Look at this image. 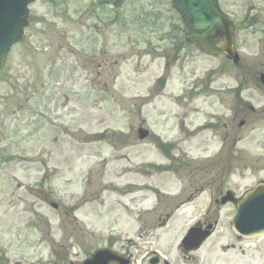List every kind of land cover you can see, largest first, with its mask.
I'll return each instance as SVG.
<instances>
[{
	"label": "rangeland",
	"instance_id": "374dc122",
	"mask_svg": "<svg viewBox=\"0 0 264 264\" xmlns=\"http://www.w3.org/2000/svg\"><path fill=\"white\" fill-rule=\"evenodd\" d=\"M170 2L30 6L0 73V264H82L147 231L144 246L175 264H264V239L238 241L230 207L208 213L213 198L264 180L259 72L187 44ZM219 2L255 66L264 0ZM235 73L255 113L231 90ZM204 220L216 230L187 258L180 240Z\"/></svg>",
	"mask_w": 264,
	"mask_h": 264
},
{
	"label": "water",
	"instance_id": "95a60500",
	"mask_svg": "<svg viewBox=\"0 0 264 264\" xmlns=\"http://www.w3.org/2000/svg\"><path fill=\"white\" fill-rule=\"evenodd\" d=\"M34 0H0V68L11 46L23 36L29 12L27 6ZM51 5H59L64 0H48ZM97 5L112 8L124 0H92ZM172 8L180 13L184 24V38L208 54H230L233 25L220 10L218 0H173ZM145 131L139 132L141 140ZM231 194L223 199L226 203ZM242 213L234 223L236 231L243 237L264 236V188H256L240 204ZM209 232L191 231L182 242L186 251L194 250L208 238ZM116 260L107 253H98L86 264H107L104 259Z\"/></svg>",
	"mask_w": 264,
	"mask_h": 264
},
{
	"label": "flooded vegetation",
	"instance_id": "af4514ba",
	"mask_svg": "<svg viewBox=\"0 0 264 264\" xmlns=\"http://www.w3.org/2000/svg\"><path fill=\"white\" fill-rule=\"evenodd\" d=\"M240 66H241V68H242V71H244V69L246 68V65H245V64H241ZM258 68H259L260 70H262V72H263V74H264V60L261 61V63L259 64ZM241 74H243V73H239V74H237V79H239L240 77H242ZM242 78H243V77H242ZM241 103H242V104H245L246 107H247V109H250L251 112H253V113L255 112V110L249 105L248 102L241 101ZM244 122H245V121H244ZM214 203H215L218 207H222L218 199H215V200H214ZM230 205H231V204H229V206H230ZM227 206H228V205H226V207H227ZM216 222H217V221L214 222V225L216 224ZM200 224H201L200 226H205V228H206L207 226L211 225V224L209 223L208 220H205V221H203V222L200 223ZM214 229H215V226H214ZM214 229H213V230H214ZM185 254H186V253H185ZM190 254H191V253H187V258H188V256H190ZM146 261H147V264H166V263H164L162 260L156 259V258H154V257L149 258V259H147ZM195 262H196V261H195Z\"/></svg>",
	"mask_w": 264,
	"mask_h": 264
},
{
	"label": "bare ground",
	"instance_id": "6f19581e",
	"mask_svg": "<svg viewBox=\"0 0 264 264\" xmlns=\"http://www.w3.org/2000/svg\"><path fill=\"white\" fill-rule=\"evenodd\" d=\"M264 239V238H263Z\"/></svg>",
	"mask_w": 264,
	"mask_h": 264
}]
</instances>
